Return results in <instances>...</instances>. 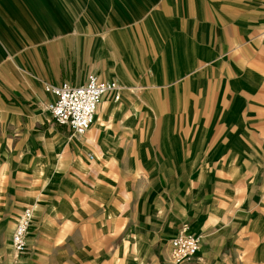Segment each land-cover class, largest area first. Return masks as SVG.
I'll return each instance as SVG.
<instances>
[{"label": "crops", "instance_id": "0c3cea01", "mask_svg": "<svg viewBox=\"0 0 264 264\" xmlns=\"http://www.w3.org/2000/svg\"><path fill=\"white\" fill-rule=\"evenodd\" d=\"M262 33L264 0H0V244L24 205L46 216L38 237L50 227L58 204L46 192L60 169L108 200L113 177L107 167H135L122 153L156 151L162 153L151 163L156 177L184 184V195L153 204L125 237L144 226L156 245L185 224L200 247L180 264H264V187L237 192L243 164L257 185L264 111L217 112L212 127L208 113L200 123L193 113L208 102L209 87L221 89V104L234 106L244 103L241 88L260 86ZM90 73L159 96L105 98L86 133L71 136L52 120L46 107L53 95L44 85H78ZM172 103L171 112L161 109ZM143 119L160 120L157 144L144 139L149 120ZM116 156L120 163L112 162ZM118 197L116 212L130 211L131 218L126 198ZM34 226L35 220L28 245ZM134 247L140 258L146 245L136 240ZM162 259L175 264L167 248Z\"/></svg>", "mask_w": 264, "mask_h": 264}, {"label": "rangeland", "instance_id": "374dc122", "mask_svg": "<svg viewBox=\"0 0 264 264\" xmlns=\"http://www.w3.org/2000/svg\"><path fill=\"white\" fill-rule=\"evenodd\" d=\"M259 83V87L241 88L240 96L241 101L244 103L234 106H231V103L229 105L221 104L220 102L224 100L221 89L216 86L209 87L207 92L208 102L203 104V106L196 104L194 107V118L197 111L199 116V119L196 118L194 120L200 123L203 119L200 115L208 113L210 117L208 121L210 125L208 127H212L217 122L214 118L217 112L233 110L240 112L264 111V80ZM120 85L123 86L122 83ZM152 90L151 88L123 87L117 100L121 99L124 92L129 95L158 97L159 95L157 93L153 94ZM237 90L240 89H234L233 92L235 93ZM227 99L229 100L230 97H227ZM246 99L247 102H245ZM256 100L257 103L254 102ZM174 106V103L163 105L161 109H169L171 112ZM141 120L138 119V121ZM143 120L148 121L149 119ZM174 121H172L173 124H175ZM148 122L147 131L149 134L144 136V139L148 140L147 143L157 144L158 135L153 133H156V125H159L160 120L150 119ZM240 122L246 123L247 121L243 120ZM245 128H248L247 125ZM152 137L156 141L150 142ZM161 154L156 151L122 153V158L123 156H126V158L128 156L130 159L126 160V163H130V165L138 164V166L107 167V172L111 171L113 177L112 193H110L111 197L108 200H104L102 195L93 192V189L85 180L79 182L69 181L66 178L73 181V177L67 176L68 171L65 167L60 169L59 175L55 177V180L48 181V191L46 192L48 199L57 201L58 204V209L50 216V221H52L50 227L45 228L46 231H43L42 234H39L41 236L38 237L39 221L46 216H44L43 211H40L39 216L34 215L31 205L22 206L16 214L7 238L0 244V249H3L0 254V264H157L156 258L159 259V264H163L162 258L166 255V248L170 255L169 242L162 241V243L153 245L151 238H146L144 226H142L143 228H138L137 232L128 239L125 237L129 227L144 219L145 215L148 216L147 213L151 211L150 207L153 204L157 205L163 200H172V198L176 197L175 194L184 195V184L164 183L160 182L156 177L155 172L159 169L152 166L151 163L159 160ZM146 157L150 160V166L139 165V162L142 159H146ZM118 158L121 157L116 156V161L112 162L120 163ZM243 165L239 167L240 188L237 192L241 195H247L249 190H255L257 186H259L258 190L264 187V185H259L264 180V151L257 152L258 168L255 176H257L258 180L256 186L253 182L250 184V181L255 177L253 178L252 173L249 174L247 164ZM116 176H118V181L115 183ZM249 185H252L253 189ZM118 193H122L126 198L128 208L132 211L131 218L130 216L128 217L131 213L130 211L129 213L116 212ZM242 200L238 201V204L241 205ZM26 208L31 211L32 221L35 220L29 245L27 244V251L17 258L9 259V252H11L9 244L10 234L18 216ZM136 240L140 244L146 245V249L140 258L137 257L134 247ZM11 256L12 254H10ZM139 259L142 260L140 261Z\"/></svg>", "mask_w": 264, "mask_h": 264}, {"label": "built area", "instance_id": "2783aa9c", "mask_svg": "<svg viewBox=\"0 0 264 264\" xmlns=\"http://www.w3.org/2000/svg\"><path fill=\"white\" fill-rule=\"evenodd\" d=\"M44 89L53 95L46 107L52 120L68 127L71 136H80L90 128L100 102L105 98L117 100L122 87L115 80H102L90 73L81 84L74 85L64 81L59 85L45 84ZM89 159H92V155H89ZM31 223L30 209H23L10 239L11 251L15 258L27 251V236ZM169 243L170 258L175 264L192 259L200 247L199 236L189 232L185 224L170 238Z\"/></svg>", "mask_w": 264, "mask_h": 264}, {"label": "bare ground", "instance_id": "6f19581e", "mask_svg": "<svg viewBox=\"0 0 264 264\" xmlns=\"http://www.w3.org/2000/svg\"><path fill=\"white\" fill-rule=\"evenodd\" d=\"M9 253H11V254H12V256H11V257L14 259V258H15V254H13L12 252H9Z\"/></svg>", "mask_w": 264, "mask_h": 264}]
</instances>
